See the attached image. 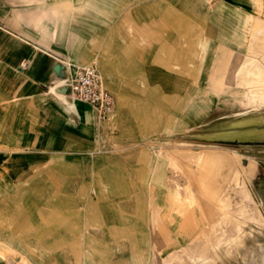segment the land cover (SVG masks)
<instances>
[{"label":"rangeland","instance_id":"obj_1","mask_svg":"<svg viewBox=\"0 0 264 264\" xmlns=\"http://www.w3.org/2000/svg\"><path fill=\"white\" fill-rule=\"evenodd\" d=\"M15 1L114 107L87 151L0 190V257L264 264V0Z\"/></svg>","mask_w":264,"mask_h":264},{"label":"crops","instance_id":"obj_2","mask_svg":"<svg viewBox=\"0 0 264 264\" xmlns=\"http://www.w3.org/2000/svg\"><path fill=\"white\" fill-rule=\"evenodd\" d=\"M52 19L43 26L41 8L0 0V190L43 159L83 153L98 139L94 111L71 99L56 42L43 38L57 29ZM1 255L0 264H30L19 253Z\"/></svg>","mask_w":264,"mask_h":264},{"label":"built area","instance_id":"obj_3","mask_svg":"<svg viewBox=\"0 0 264 264\" xmlns=\"http://www.w3.org/2000/svg\"><path fill=\"white\" fill-rule=\"evenodd\" d=\"M66 87L74 101L88 105L98 121H107L114 107L113 96L104 88L101 76L90 66H74L63 70Z\"/></svg>","mask_w":264,"mask_h":264},{"label":"bare ground","instance_id":"obj_4","mask_svg":"<svg viewBox=\"0 0 264 264\" xmlns=\"http://www.w3.org/2000/svg\"><path fill=\"white\" fill-rule=\"evenodd\" d=\"M240 58V57H239ZM264 132V131H263ZM179 156V155H178ZM199 159V158H198ZM197 161V160H196ZM199 161V160H198ZM240 216H242V215H240ZM239 219H242V218H239ZM231 220V219H230ZM237 221V220H236ZM247 222V221H246ZM239 223H241V221H239ZM242 224V223H241ZM246 224V223H245ZM234 225V224H233ZM233 225H231V226H233ZM236 225V224H235ZM244 225V224H243ZM207 226V225H206ZM237 226V225H236ZM208 228V227H207ZM217 228V227H216ZM215 228V229H216ZM233 227H231L230 229H232ZM233 229H235V233L237 234V237L238 238H242L244 235H245V233H244V230L243 229H241L240 228V226H238V227H236V228H233ZM208 230V229H207ZM248 230V229H247ZM252 230V229H251ZM209 231V230H208ZM215 231V230H214ZM233 231V230H232ZM218 232V231H217ZM216 232V233H217ZM215 233V234H216ZM249 233H252V232H249ZM211 234V233H210ZM262 234V233H261ZM212 235H213V232H212ZM233 235H235V234H233ZM249 235V234H248ZM259 235V234H258ZM251 236V235H250ZM213 237V236H212ZM223 239V238H222ZM225 239V238H224ZM217 241H219V240H217ZM230 242V241H229ZM228 242V240H223L222 242H220V243H223L224 245H227V243H229ZM261 242V241H260ZM217 243H219V242H217ZM216 243V244H217ZM234 243V242H233ZM256 243V242H255ZM261 245H262V243H260ZM220 245V244H219ZM218 246V245H217ZM242 246V245H241ZM240 246V247H241ZM216 246H214V248H215ZM229 247V246H228ZM233 247V246H232ZM227 247H225V249H226ZM231 249V248H230ZM227 250V249H226ZM235 252V251H234ZM240 252V251H239ZM230 253V252H229ZM236 253V252H235ZM233 254V253H232ZM244 255V254H243ZM246 255V254H245ZM252 255V254H251ZM261 256V255H260ZM189 258V257H188ZM196 259H191V260H187V259H185V260H183V262H184V264H197V262L195 261ZM245 260V259H244Z\"/></svg>","mask_w":264,"mask_h":264},{"label":"water","instance_id":"obj_5","mask_svg":"<svg viewBox=\"0 0 264 264\" xmlns=\"http://www.w3.org/2000/svg\"><path fill=\"white\" fill-rule=\"evenodd\" d=\"M59 69H62V67L59 66Z\"/></svg>","mask_w":264,"mask_h":264}]
</instances>
